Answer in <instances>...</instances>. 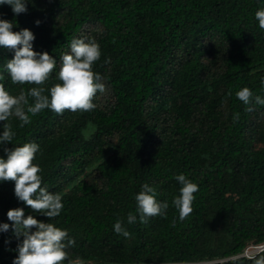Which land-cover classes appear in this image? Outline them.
<instances>
[{
  "label": "trees",
  "instance_id": "trees-1",
  "mask_svg": "<svg viewBox=\"0 0 264 264\" xmlns=\"http://www.w3.org/2000/svg\"><path fill=\"white\" fill-rule=\"evenodd\" d=\"M14 15L0 6L12 30L30 29L36 51L56 58L40 87L60 83L63 54L73 38L95 39L101 56L93 71L106 91L90 111L45 108L15 131L11 149L40 145L33 163L42 186L60 193L56 217L18 201L13 181L0 182V221L10 208L67 229L74 243L64 264H257L231 258L249 242L264 240V105H244L243 87L264 98V29L255 12L261 0H29ZM40 20L36 25L34 21ZM0 47V80L12 95L37 85L13 83ZM102 96V103L98 99ZM32 98L29 97L31 103ZM239 113L234 119L233 114ZM31 115V114H30ZM4 122L0 121V124ZM260 144V145H259ZM0 148V156H4ZM92 168L90 179L77 178ZM184 173L198 184L193 212L183 220L172 206ZM149 183L168 201L164 216L126 224L135 194ZM22 239V238H21ZM18 240L0 233V264H11ZM67 244V241H65Z\"/></svg>",
  "mask_w": 264,
  "mask_h": 264
},
{
  "label": "clouds",
  "instance_id": "clouds-1",
  "mask_svg": "<svg viewBox=\"0 0 264 264\" xmlns=\"http://www.w3.org/2000/svg\"><path fill=\"white\" fill-rule=\"evenodd\" d=\"M261 2L264 3V0ZM29 3V0H0V6H9L14 15L26 12ZM254 15L259 27L264 29V8L258 9ZM34 23L39 25L40 20ZM15 26L13 20L0 17V47L12 52L4 68L13 83L37 86L28 88L27 93L21 89L19 95H12L0 83V121L4 122L0 124V148L5 153L0 156V182L13 181L14 196L35 213L47 218L56 217L64 206L62 196L42 186V169L39 164L33 163L40 145L29 141L11 149L4 147L8 143L12 144L15 136L11 124L5 122L10 117H16L21 122L20 126H24L30 123L31 116L45 108L58 114L65 109L73 112L94 109L96 104L93 97L97 92L106 91L101 74L93 71L94 63L101 56V49L95 39L73 38L69 44L70 51L61 58L58 72L60 83L48 88L45 94V88L40 85L49 79V74L56 67V58L47 51L34 50V33L28 28L13 31ZM3 78V73H0V80ZM236 96L249 106L248 110H251L253 102L264 105V98L247 87L238 90ZM29 97L32 98L31 103ZM233 118L238 119L239 113H234ZM175 180L181 187L179 195L171 203L178 211V218L183 220L193 212L194 193L199 188L184 173L177 174ZM134 198L135 212H129L126 220L117 219L113 225L114 231L125 237L129 235L125 223L135 224L138 220L146 223L150 217L166 215L169 208L168 201L157 199L156 188L149 183L141 184ZM6 217L11 223L0 221V233L11 229L12 235L18 240L17 254L11 264H64L67 258L65 248L74 243L67 229L38 220L33 214L26 215L23 207L8 209ZM257 264H264V260Z\"/></svg>",
  "mask_w": 264,
  "mask_h": 264
},
{
  "label": "built area",
  "instance_id": "built-area-1",
  "mask_svg": "<svg viewBox=\"0 0 264 264\" xmlns=\"http://www.w3.org/2000/svg\"><path fill=\"white\" fill-rule=\"evenodd\" d=\"M258 256H264V240L247 243L241 252L233 255L231 258L244 257L254 259Z\"/></svg>",
  "mask_w": 264,
  "mask_h": 264
},
{
  "label": "rangeland",
  "instance_id": "rangeland-1",
  "mask_svg": "<svg viewBox=\"0 0 264 264\" xmlns=\"http://www.w3.org/2000/svg\"><path fill=\"white\" fill-rule=\"evenodd\" d=\"M102 96L103 95H98V99H99V101L102 103ZM260 145V144H259ZM91 170H93L92 168H90V169H87L84 173H82L78 178H77V180L78 179H80V178H83V179H90L91 177H93V173L91 174Z\"/></svg>",
  "mask_w": 264,
  "mask_h": 264
},
{
  "label": "water",
  "instance_id": "water-1",
  "mask_svg": "<svg viewBox=\"0 0 264 264\" xmlns=\"http://www.w3.org/2000/svg\"><path fill=\"white\" fill-rule=\"evenodd\" d=\"M181 264H191V263H181Z\"/></svg>",
  "mask_w": 264,
  "mask_h": 264
}]
</instances>
